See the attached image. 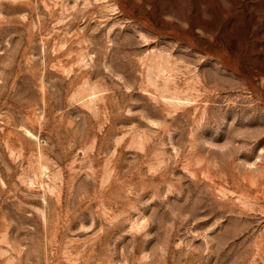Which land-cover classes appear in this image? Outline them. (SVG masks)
<instances>
[{
	"label": "rangeland",
	"instance_id": "rangeland-1",
	"mask_svg": "<svg viewBox=\"0 0 264 264\" xmlns=\"http://www.w3.org/2000/svg\"><path fill=\"white\" fill-rule=\"evenodd\" d=\"M0 264H264V0H0Z\"/></svg>",
	"mask_w": 264,
	"mask_h": 264
}]
</instances>
